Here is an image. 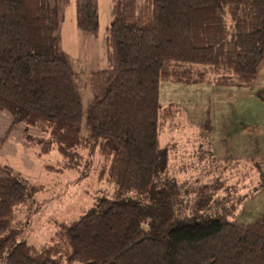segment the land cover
<instances>
[{
    "label": "trees",
    "instance_id": "16d2710c",
    "mask_svg": "<svg viewBox=\"0 0 264 264\" xmlns=\"http://www.w3.org/2000/svg\"><path fill=\"white\" fill-rule=\"evenodd\" d=\"M252 3L255 47L235 55L238 76L257 74L264 62V0ZM223 6V0H111L109 68L90 72L84 133L79 76L60 43V8L52 0H0V110L14 124L48 134L27 141L42 155L56 150L61 172L79 170L86 151L97 152L100 176L114 186L78 219L57 223L49 243L21 241L8 251L14 221L38 187L6 169L0 264H264V213L250 223L231 221L230 210L201 222L176 221L178 189L165 168L157 170L164 64H212L216 48L196 43L195 24L203 11L211 17ZM75 10L78 29L97 35L98 1L76 0ZM211 127L207 120L200 133ZM206 189L194 191L191 207L205 205Z\"/></svg>",
    "mask_w": 264,
    "mask_h": 264
},
{
    "label": "rangeland",
    "instance_id": "374dc122",
    "mask_svg": "<svg viewBox=\"0 0 264 264\" xmlns=\"http://www.w3.org/2000/svg\"><path fill=\"white\" fill-rule=\"evenodd\" d=\"M68 8L67 1V24L64 32H59L60 43L79 76L86 133L89 76L95 68H109L105 42L99 41L108 30L99 39L86 32H71ZM108 9V2L105 7L102 0L103 21L108 19ZM214 15L205 19L208 22L203 31V37L215 32L206 44L216 48L212 64H164L157 170L162 173L165 168L174 181L172 189H178L176 221L201 222L230 210L231 221L250 223L264 213V115L257 110L250 112V106L246 109L240 93L245 89L250 92L249 88L258 83L252 86L251 81L231 75L229 67L232 52L255 45L252 0H236ZM202 23L197 18L196 32L198 26L204 27ZM243 109L248 113L237 118ZM207 120L211 130L201 134ZM47 135L36 127L14 124L11 113L0 110V176L7 169L29 186L38 187L14 221V240L8 251L21 241L37 247L49 243L57 223L78 219L93 206L96 197L114 192V186L100 176L102 158L97 152L89 155L87 150L79 170L61 172L57 169L62 167V157L56 150L42 155L38 146L27 141L29 136ZM202 135L206 139L201 140ZM202 186L208 189V201L202 208L191 207L196 199L194 191ZM124 197L134 198V194Z\"/></svg>",
    "mask_w": 264,
    "mask_h": 264
},
{
    "label": "crops",
    "instance_id": "0c3cea01",
    "mask_svg": "<svg viewBox=\"0 0 264 264\" xmlns=\"http://www.w3.org/2000/svg\"><path fill=\"white\" fill-rule=\"evenodd\" d=\"M75 1L76 0H69L68 1V3L70 4V8H68V9H70V13H71L70 14V26H71L70 31L80 33L83 31L79 30L77 25H76ZM97 1H98V11H99V31H98L97 35H95L94 37H98V39H99L100 35H103V32L105 33V31L108 30V27H109V24L111 21V12H110L111 0H104L105 7H106V3L108 2V8H109L108 12H106V13H108V19H104V21L102 20V13H101L102 12V0H97ZM223 1H224L225 5H228V4L234 3L236 0H234V1L233 0H223ZM52 2L56 3L58 5V7H60V9H62V7L64 8V9H62L63 20H62V22L60 24V28H59V32H64L63 27H64V25L67 24V22H66V10H65L66 2H65V0H52ZM209 17H210L209 10L203 11L198 16V21L201 20V21L205 22L204 24L202 23L204 25V27H202V25L198 26L197 32H194L195 41L200 46H206L207 40H211V37H213L212 34L215 33V32H213V33L210 32L208 35L203 37V31L206 27V22H207V21H205V19L208 20ZM99 41L105 42V37L102 40L100 38ZM254 47H255V45H252V46L250 45L248 47V49H241V50L250 51V50L254 49ZM238 52H242V51H234V52H232V55L230 57L229 72L231 75L234 73L233 61H234L235 55ZM216 57H217V55H216ZM93 70H101V69L95 68ZM239 78L251 81L250 83L252 84V86L258 83V85H256L255 87L249 88L250 92H248V90L245 89L243 92H240V93L243 94L242 98L245 97L244 102H243L244 103L243 106L246 109L250 106L252 108V109H250V112L251 111L254 112L255 110H257L262 115H264V99H263V95H264V62L260 65L259 71L257 74L252 75V76H239ZM248 111H246L245 109H243L242 111L241 110L238 111L237 112V114H238L237 118L239 116L241 117L242 114H244V115L247 114ZM218 145L220 146L221 144L219 143Z\"/></svg>",
    "mask_w": 264,
    "mask_h": 264
}]
</instances>
